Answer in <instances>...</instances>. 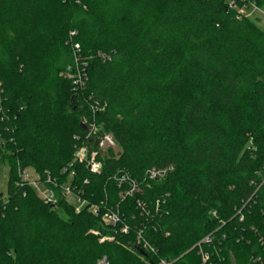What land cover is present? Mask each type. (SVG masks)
Returning a JSON list of instances; mask_svg holds the SVG:
<instances>
[{
    "label": "trees",
    "instance_id": "16d2710c",
    "mask_svg": "<svg viewBox=\"0 0 264 264\" xmlns=\"http://www.w3.org/2000/svg\"><path fill=\"white\" fill-rule=\"evenodd\" d=\"M230 1L0 0V264H203L210 235L212 264H250L264 237V31ZM77 66L78 92L63 76ZM107 134L120 156L99 150ZM83 143L100 174L69 167ZM28 168L50 177L56 207L22 183ZM64 185L87 201L81 212Z\"/></svg>",
    "mask_w": 264,
    "mask_h": 264
},
{
    "label": "built area",
    "instance_id": "2783aa9c",
    "mask_svg": "<svg viewBox=\"0 0 264 264\" xmlns=\"http://www.w3.org/2000/svg\"><path fill=\"white\" fill-rule=\"evenodd\" d=\"M239 1H244V0H231L229 2V7L239 14L238 18H242L245 15L242 13L243 8L240 7L238 4ZM79 50H80V47L78 45H75L74 46V56H77ZM70 72H69L68 77L73 79L74 91L78 92L79 90H82L83 88H85L87 77H86V74L83 73V70L77 66V68L72 69V71H70ZM0 112H1V109H0ZM85 123H87V122H85ZM87 126H88V130H87L88 135H87L86 139L92 138L93 135H95L97 133V131H96L97 128H96L95 122L92 121V122L88 123ZM98 148L102 153H104V152H106L107 149H110V148L116 149V143H115L113 137L111 135L107 134V135H104V137L99 140ZM96 157H97V154L96 153H90V150L88 149L86 144H84L83 146L78 147V149L76 150V152L74 154L73 161L69 165V167H72L74 164H84V165H86L87 169L91 173L100 174L101 170H102V165L100 162L97 161ZM63 172H66V169ZM36 175L38 178L34 181H31V180H29L28 175L26 174V170H25V171L20 173V178L22 180V183H26V184L30 185L35 190V192L40 193L39 195L38 194L37 195L39 196V198L42 201H44L46 204H49V205H52L53 207H56L58 204V197H57L56 193L54 191L50 190L48 187V184L51 183L50 177H48L47 182H44V181H41V178L37 173H36ZM72 176H73V174H72ZM150 179L152 181H159L161 179V174L158 171H153L150 174ZM123 180L129 181V178L124 177V179H122V181ZM38 181L44 182L46 192L42 193L38 187H36V188L33 187L34 185L37 184ZM262 186H264V182L261 183V185L258 187L257 190H259ZM137 187L138 186L135 182H131L130 183V190L127 192V194L133 195V194H135V192H139V189ZM70 196H73L76 199L75 204H72V205L75 207L77 213L81 212L88 205L87 201L83 200L80 196H77L73 192V190L70 188V186H68V185L62 186L61 187V197L68 200V197H70ZM138 203H140V202H138ZM159 206H160V202L158 201L156 204V208H158ZM89 212L92 213L96 217H101L102 222L107 227L114 228L118 225V223H120V216L118 215V212H116V211H106L104 213H101V210L98 206H91L89 208ZM213 215L216 216V213H213ZM240 217H241L240 220L242 222L244 220V216H243V214H241V212H240ZM253 231L255 232V234H258L257 229L253 228ZM123 232L128 233V228L124 227ZM95 234L97 235V233H95ZM105 240H107V238L101 239V242H104ZM109 240L112 241L113 239H109ZM258 240H259L260 251L252 256V258L250 260V264H264V237L259 236ZM212 243H213V238H212V235H210V236L206 237L203 241H201L197 245V247L199 248V255L201 257L203 264H212L211 254L204 251V249H203L204 245H209ZM137 244H138V246H140L144 250H149L152 253L156 252V250L153 247H151V245L149 243H147L146 241H144L142 239L141 235H139V237H138V243ZM97 264H109V262H108L107 258L104 257V258L100 259L97 262ZM161 264H172V263L168 262L166 260H162Z\"/></svg>",
    "mask_w": 264,
    "mask_h": 264
},
{
    "label": "rangeland",
    "instance_id": "374dc122",
    "mask_svg": "<svg viewBox=\"0 0 264 264\" xmlns=\"http://www.w3.org/2000/svg\"><path fill=\"white\" fill-rule=\"evenodd\" d=\"M242 8H243L242 13L246 17H248L251 21L256 23L257 26L264 31V8L258 9L256 6H254L252 4H247V5L245 4ZM62 55H63L62 58H64V60L62 62L63 63L62 66H67L69 61H70V56H69L68 51H66L65 48H63V50H62ZM63 76L68 77L69 71L66 70L64 72ZM118 153H119V149L117 147H116V149H113V148L107 149L106 152H104V154L107 157H109L112 154L117 155ZM0 157L2 158V154L0 155ZM9 172H10V166L8 165L7 162H3L0 166V192H2L4 196H7V185L9 182ZM26 174L28 175V178L31 181H34L38 178L33 168L26 169ZM33 187L34 188L38 187L42 193L46 192L44 182L38 181L37 184L34 185ZM36 193L38 195L40 194L38 192H36ZM68 201L71 204H75L76 199H75V197L70 196V197H68Z\"/></svg>",
    "mask_w": 264,
    "mask_h": 264
},
{
    "label": "water",
    "instance_id": "95a60500",
    "mask_svg": "<svg viewBox=\"0 0 264 264\" xmlns=\"http://www.w3.org/2000/svg\"><path fill=\"white\" fill-rule=\"evenodd\" d=\"M74 98L72 99V104L74 103ZM81 127H82V129L85 131V130H87V126H86V124L84 123V122H82L81 123ZM138 250L142 253V251H141V249L140 248H138Z\"/></svg>",
    "mask_w": 264,
    "mask_h": 264
}]
</instances>
